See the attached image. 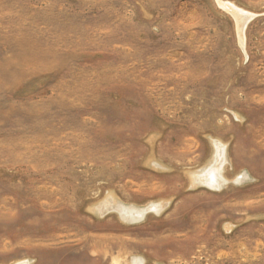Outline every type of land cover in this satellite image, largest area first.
Segmentation results:
<instances>
[{"label":"rangeland","instance_id":"obj_1","mask_svg":"<svg viewBox=\"0 0 264 264\" xmlns=\"http://www.w3.org/2000/svg\"><path fill=\"white\" fill-rule=\"evenodd\" d=\"M0 264H264V0H0Z\"/></svg>","mask_w":264,"mask_h":264},{"label":"bare ground","instance_id":"obj_2","mask_svg":"<svg viewBox=\"0 0 264 264\" xmlns=\"http://www.w3.org/2000/svg\"><path fill=\"white\" fill-rule=\"evenodd\" d=\"M232 10H234V8H233ZM234 11H236V12H237V14H238V13H240V14H241V12H239V10H238V11H237V10H234ZM245 17H246V16H245ZM241 18H243V19H242L243 21H241V22H242V24H241V26H239V27H243V22L245 21V19H244V16H243V17H241ZM239 19H240V17H239ZM239 22H240V20H239ZM241 22H240V23H241ZM237 23H238V22H237ZM240 23H239V24H240ZM239 29H240V28H239ZM241 35H242V33H241Z\"/></svg>","mask_w":264,"mask_h":264}]
</instances>
